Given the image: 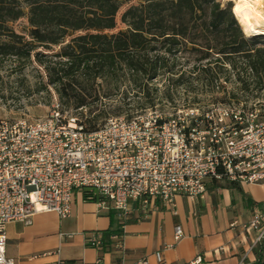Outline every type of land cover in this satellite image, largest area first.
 Here are the masks:
<instances>
[{
    "label": "built area",
    "instance_id": "built-area-1",
    "mask_svg": "<svg viewBox=\"0 0 264 264\" xmlns=\"http://www.w3.org/2000/svg\"><path fill=\"white\" fill-rule=\"evenodd\" d=\"M259 117L242 105L148 110L129 119L108 118L89 131L55 102L41 119L0 120V264H15L6 256L7 224L42 212L68 218L76 192L115 211L122 232L131 204L145 217L156 203L175 214V198L202 197L207 181L264 185ZM245 229L255 235L253 250L264 240V204L253 209ZM182 236L176 226L174 239ZM111 240L123 253V233ZM101 242L102 236L87 240L97 250ZM155 258L162 263L160 252Z\"/></svg>",
    "mask_w": 264,
    "mask_h": 264
},
{
    "label": "trees",
    "instance_id": "trees-1",
    "mask_svg": "<svg viewBox=\"0 0 264 264\" xmlns=\"http://www.w3.org/2000/svg\"><path fill=\"white\" fill-rule=\"evenodd\" d=\"M121 7L120 0H0V62L37 64L47 86L74 109L98 102V82L116 83L123 72L145 78L142 93L148 96L158 76L159 53L199 55L193 71L209 85L227 83L229 69L241 91L264 90L261 37L244 35L231 4L222 8L216 0H139ZM22 18L26 35L12 28ZM45 58L52 60L45 63ZM96 117L83 122L89 131L98 129ZM223 182L229 189L238 187ZM83 199L91 202L85 193ZM120 233L102 234L98 251L120 254L111 240ZM253 250L254 264H264V240Z\"/></svg>",
    "mask_w": 264,
    "mask_h": 264
},
{
    "label": "crops",
    "instance_id": "crops-1",
    "mask_svg": "<svg viewBox=\"0 0 264 264\" xmlns=\"http://www.w3.org/2000/svg\"><path fill=\"white\" fill-rule=\"evenodd\" d=\"M223 183L207 181L202 197H176L175 214L156 203L145 217L131 204L122 229L124 252L116 255L90 247L87 240L120 229L118 214L76 192L68 218L42 212L7 224L6 256L15 264H254L255 235L245 227L253 209L264 204V185L229 189ZM176 226L183 232L177 241Z\"/></svg>",
    "mask_w": 264,
    "mask_h": 264
},
{
    "label": "rangeland",
    "instance_id": "rangeland-1",
    "mask_svg": "<svg viewBox=\"0 0 264 264\" xmlns=\"http://www.w3.org/2000/svg\"><path fill=\"white\" fill-rule=\"evenodd\" d=\"M120 1L121 10L139 4V0ZM216 1L222 8L230 4L233 8L234 5V0ZM12 28L17 33L26 35L28 30L26 19L22 18L13 23ZM253 36H260V44L264 46V36L259 34ZM158 55V76L152 81L148 96L146 92L142 93L145 78L123 72L119 73L116 83L111 80L99 81L102 98L81 109L62 104L54 88L47 86L45 74L37 64L18 63L14 59L1 61L0 120L41 119L48 114L55 102L60 105L65 115L75 116L82 122L97 116L98 127L108 118L129 119L148 110L160 114L187 108L205 112L213 107L238 105L257 110L259 118L264 119V90L241 91L229 69H226L229 74H224L229 78L227 83L220 80L214 85H209L202 75L193 71V67L199 65L197 62L199 55L190 51L173 56L161 53ZM51 60L43 59L45 63ZM201 64H205V61Z\"/></svg>",
    "mask_w": 264,
    "mask_h": 264
},
{
    "label": "clouds",
    "instance_id": "clouds-1",
    "mask_svg": "<svg viewBox=\"0 0 264 264\" xmlns=\"http://www.w3.org/2000/svg\"><path fill=\"white\" fill-rule=\"evenodd\" d=\"M255 2H259V0H255ZM253 3L254 0H235L236 6L233 9V14L246 37H250L256 34L260 28H264V15L250 14L254 11Z\"/></svg>",
    "mask_w": 264,
    "mask_h": 264
},
{
    "label": "bare ground",
    "instance_id": "bare-ground-1",
    "mask_svg": "<svg viewBox=\"0 0 264 264\" xmlns=\"http://www.w3.org/2000/svg\"><path fill=\"white\" fill-rule=\"evenodd\" d=\"M235 6H236V4H235V0H234L232 12H233V9ZM253 8H254V11L250 13L251 15H257V14L264 15V1L263 0H259V2H255V0H254ZM262 33H264V28H260L256 34H262Z\"/></svg>",
    "mask_w": 264,
    "mask_h": 264
},
{
    "label": "water",
    "instance_id": "water-1",
    "mask_svg": "<svg viewBox=\"0 0 264 264\" xmlns=\"http://www.w3.org/2000/svg\"><path fill=\"white\" fill-rule=\"evenodd\" d=\"M254 35H258V34H254ZM259 35H262V36H264V33H262V34H259ZM253 36V35H252Z\"/></svg>",
    "mask_w": 264,
    "mask_h": 264
}]
</instances>
